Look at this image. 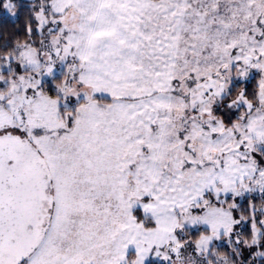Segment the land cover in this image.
<instances>
[{
    "label": "snow or ice",
    "instance_id": "6c2138e0",
    "mask_svg": "<svg viewBox=\"0 0 264 264\" xmlns=\"http://www.w3.org/2000/svg\"><path fill=\"white\" fill-rule=\"evenodd\" d=\"M0 264H264V0H0Z\"/></svg>",
    "mask_w": 264,
    "mask_h": 264
},
{
    "label": "trees",
    "instance_id": "16d2710c",
    "mask_svg": "<svg viewBox=\"0 0 264 264\" xmlns=\"http://www.w3.org/2000/svg\"><path fill=\"white\" fill-rule=\"evenodd\" d=\"M23 2V0H21ZM26 22V12L20 10L19 19L13 23L11 20L5 22L0 18V43L11 40L12 38H22L24 25Z\"/></svg>",
    "mask_w": 264,
    "mask_h": 264
}]
</instances>
